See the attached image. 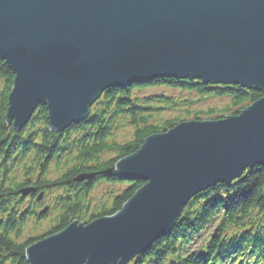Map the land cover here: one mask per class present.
I'll return each mask as SVG.
<instances>
[{"label": "water", "instance_id": "obj_1", "mask_svg": "<svg viewBox=\"0 0 264 264\" xmlns=\"http://www.w3.org/2000/svg\"><path fill=\"white\" fill-rule=\"evenodd\" d=\"M0 60L15 75L6 122L16 131L44 106L49 130L63 133L105 90L157 79L260 92L236 115L148 136L102 172L144 185L119 211L30 244L29 264H128L172 232L192 197L264 165V0H0Z\"/></svg>", "mask_w": 264, "mask_h": 264}, {"label": "trees", "instance_id": "obj_2", "mask_svg": "<svg viewBox=\"0 0 264 264\" xmlns=\"http://www.w3.org/2000/svg\"><path fill=\"white\" fill-rule=\"evenodd\" d=\"M14 77L0 60V264H29L26 248L33 242L74 219L90 222L119 211L145 182L119 180L102 172L136 152L148 136L187 117L236 115L260 97L259 91L239 85L164 78L105 90L89 118L63 133L49 130L44 106L16 131L6 122ZM148 87L163 90L138 95ZM82 174L94 176L78 181ZM27 187L35 191L26 197L18 194ZM45 204L49 210L39 216ZM171 260L264 264V166L248 168L230 184L218 183L191 198L172 232L130 264Z\"/></svg>", "mask_w": 264, "mask_h": 264}, {"label": "rangeland", "instance_id": "obj_3", "mask_svg": "<svg viewBox=\"0 0 264 264\" xmlns=\"http://www.w3.org/2000/svg\"><path fill=\"white\" fill-rule=\"evenodd\" d=\"M160 90H163V89L162 88H157V87H148V88L144 89L141 94L138 93V95L155 94V93L159 92ZM189 119H191V118H189ZM189 119H188V117L186 118V120H189ZM186 120H184V121H186ZM203 120H208V119H203ZM45 206H48V205L45 204L42 208H44ZM42 222L44 223L46 221L43 220Z\"/></svg>", "mask_w": 264, "mask_h": 264}, {"label": "bare ground", "instance_id": "obj_4", "mask_svg": "<svg viewBox=\"0 0 264 264\" xmlns=\"http://www.w3.org/2000/svg\"><path fill=\"white\" fill-rule=\"evenodd\" d=\"M103 94V93H102ZM101 97V96H100ZM90 116V115H89ZM33 117V116H32ZM195 118H191L189 120H194ZM31 120V119H30ZM189 120H186V121H189ZM196 120V119H195ZM198 120V119H197ZM208 120H215V119H208ZM182 122V121H181ZM49 128V127H48ZM196 196V195H195ZM193 198V197H192Z\"/></svg>", "mask_w": 264, "mask_h": 264}]
</instances>
